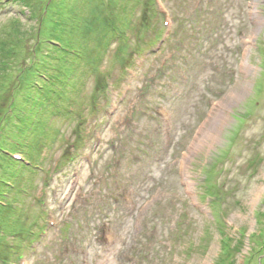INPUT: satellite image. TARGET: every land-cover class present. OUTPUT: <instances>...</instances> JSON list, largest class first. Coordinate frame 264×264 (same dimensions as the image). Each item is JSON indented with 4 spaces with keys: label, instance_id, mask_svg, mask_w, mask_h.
Instances as JSON below:
<instances>
[{
    "label": "rangeland",
    "instance_id": "1",
    "mask_svg": "<svg viewBox=\"0 0 264 264\" xmlns=\"http://www.w3.org/2000/svg\"><path fill=\"white\" fill-rule=\"evenodd\" d=\"M56 4L49 61L0 6V264H264V0Z\"/></svg>",
    "mask_w": 264,
    "mask_h": 264
},
{
    "label": "trees",
    "instance_id": "2",
    "mask_svg": "<svg viewBox=\"0 0 264 264\" xmlns=\"http://www.w3.org/2000/svg\"><path fill=\"white\" fill-rule=\"evenodd\" d=\"M14 1L17 2L19 6H22V8L26 9V12L29 14L30 19H34L35 22L37 21V13L33 14V10H32L33 8H35L36 12L39 11V14L41 15L40 17L41 19H42V15H45L44 22H47L48 25L50 24L49 25L50 35H48L49 37H41V36L38 37L34 45L37 47V50L35 51L33 57L36 56V58H40L41 56L46 55L48 52L49 57L47 58L48 59L47 61H49L50 51L48 48L54 49V47H61L60 38L57 37L56 34L52 35L51 32L55 33L61 25L60 18L63 15L62 11H64V9L62 7H64V5L63 6L61 4L57 5L56 3H58V0H51V3L45 7H41V5L39 4L41 0H14ZM7 3L8 0H6L5 3H3V0H0V6L6 7ZM214 25L216 27H222L224 29V32L228 28V25L225 24L223 20H218L217 22L214 23ZM10 37L11 39L9 40L7 39L5 43L6 47L9 46L10 48H13L12 46H15L17 49H19V51L16 53V55L15 54L13 55L14 57L11 58V61L9 63H4V64L0 63V68L1 66H11V65H13L14 67H19L21 65H24V63L28 61V60L19 61L18 59L19 52L21 50L20 48L29 47L28 45L29 41L28 42L25 41V39H27L28 37L22 36L21 32L20 31L18 32L17 29L14 31L13 34H11ZM32 58L30 59L32 60ZM53 60L56 61V59L54 58Z\"/></svg>",
    "mask_w": 264,
    "mask_h": 264
},
{
    "label": "bare ground",
    "instance_id": "3",
    "mask_svg": "<svg viewBox=\"0 0 264 264\" xmlns=\"http://www.w3.org/2000/svg\"><path fill=\"white\" fill-rule=\"evenodd\" d=\"M216 126V125H215ZM217 128V126L215 127V129Z\"/></svg>",
    "mask_w": 264,
    "mask_h": 264
}]
</instances>
